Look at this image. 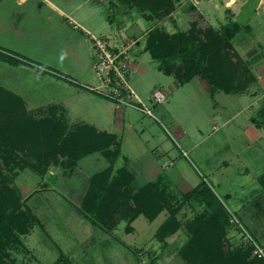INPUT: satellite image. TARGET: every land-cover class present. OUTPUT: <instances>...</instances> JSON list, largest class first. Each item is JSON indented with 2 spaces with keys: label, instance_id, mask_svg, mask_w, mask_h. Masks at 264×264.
Returning a JSON list of instances; mask_svg holds the SVG:
<instances>
[{
  "label": "rangeland",
  "instance_id": "rangeland-1",
  "mask_svg": "<svg viewBox=\"0 0 264 264\" xmlns=\"http://www.w3.org/2000/svg\"><path fill=\"white\" fill-rule=\"evenodd\" d=\"M100 1H103L100 5L103 19L92 26L100 28L101 25L103 29L94 33L112 38L117 33V21L109 18L111 22L105 17L108 3L106 0ZM114 1V5H120L117 9L110 5L108 16L115 18L117 14L123 20V26L133 27L137 25V20L142 22L144 26L136 35L143 33L149 24L162 27L157 19L162 21L163 16H151L153 22L150 23L146 21L147 11L128 7L119 0ZM8 2L3 0L0 4L1 22L14 14L13 5ZM23 7L27 11L30 9L28 4ZM191 19L199 20L193 10L183 11L178 18L177 30L186 29ZM34 25L41 24H27L32 35H35L33 31L38 32ZM70 27L72 30L75 28ZM165 27L168 31L173 30L170 22L165 23ZM19 31L17 27L14 33ZM5 33L4 25L0 28V36H5ZM55 39L50 42L54 44ZM142 45L143 38L135 42L130 50L128 82L150 108L152 115L127 105L115 106L111 101L85 91L86 94L75 98L74 105L78 110L67 115L69 126L61 119L52 121L58 128L55 132L53 128H48L53 133L50 147L54 143L58 146L61 137L76 129L72 123L90 122L95 118L103 120V127L119 136L121 153L119 149L114 167L129 162L128 157L144 163L153 157L152 152L156 155L166 152L168 157L162 160L166 173H159H165L169 178L172 205L175 204L174 199L180 201L181 195L187 192L188 184L194 186L199 182H208L228 213L226 238L230 247H234L239 232L231 224V213L227 208L234 209L232 205L239 185L247 190L257 187V183L264 180L254 177L257 169H263L264 151L262 139L254 140L247 126L250 123L247 120L250 108H241L244 104L241 95L217 89L214 96H210L197 77L179 84L157 68V60L151 58ZM93 74L92 69L88 68L85 73L87 79L75 77L82 84L95 83ZM154 90L164 93L165 98L161 102L151 101ZM13 100L9 94L0 92V148L28 154L16 160L14 157L9 166L14 174L13 181L21 192V208L35 216L36 220L25 234L18 235L19 242H7L6 264H187L181 256V246L189 235L192 218L203 211L204 205L197 198L192 197L183 203L175 213L178 229L162 239L156 236L155 231L167 219V208L152 220L138 215L130 222V232H126L127 223L123 218L110 233L103 232L89 224L75 207L79 204V195L88 185L87 178L104 170L108 165L107 160L98 151L78 157L74 165L73 162L67 165L66 154L59 150L51 151L49 157L45 158L42 155L46 147L44 138L39 131L33 133L37 135L36 139L21 129L28 119L22 117L19 108L15 111ZM28 114L33 119H40L36 112ZM59 125L62 126L61 130ZM57 133L62 136H57ZM11 141L17 143L16 149H13ZM30 151L38 155L32 156ZM168 159L171 163L165 166ZM243 166L248 168L247 172H242ZM156 177L145 181H153ZM216 181L219 183L216 184ZM257 202L255 209L260 213V199ZM257 218L262 220L259 216Z\"/></svg>",
  "mask_w": 264,
  "mask_h": 264
},
{
  "label": "trees",
  "instance_id": "trees-1",
  "mask_svg": "<svg viewBox=\"0 0 264 264\" xmlns=\"http://www.w3.org/2000/svg\"><path fill=\"white\" fill-rule=\"evenodd\" d=\"M114 0H110L113 3ZM127 6L147 11L146 17L164 16L174 8L178 0H119ZM238 24L229 22L219 30L212 26L200 27L192 20L186 30L168 32L163 27L149 29L145 35L143 50L157 60V68L172 76L179 84L197 77L203 87L212 96L216 89L236 92L249 81L246 63L234 49L231 37L238 30ZM0 57H4L0 54ZM0 92L5 93L0 88ZM7 93V92H6ZM15 111L21 112L28 122L21 129L28 136L37 139V131L44 138L46 147L42 155L49 157L51 151H61L67 156V165L78 157L98 151L108 162L107 167L86 180L88 184L79 195L77 212L92 226L110 233L119 219L126 221L125 230L130 232V222L138 215L154 219L167 208L168 217L156 228L159 239L174 233L178 229L175 213L184 202L192 197L204 205L203 211L195 215L189 226L187 240L181 246V256L187 264H261L260 260L250 256V247L237 244L230 247L226 238L228 213L205 182H199L181 195L180 201L172 205L173 197L169 188V178L159 173L153 181H143L138 165L127 162L114 167L119 154V141L111 133L96 131L88 125H80L74 131L61 137L56 144H50L53 132L58 128L52 119H33L25 112L21 101H14ZM256 127H264V100L260 109L250 117ZM21 125V124H20ZM60 130L62 126H60ZM57 136L62 134L57 133ZM71 144V146L69 145ZM13 149L17 143L11 141ZM47 147L49 149H47ZM20 151V149H19ZM18 151V152H19ZM13 153V154H11ZM20 153V154H19ZM8 152L0 148V264H6L8 241L19 242L18 235L25 234L36 217L24 211L21 192L13 181L10 160L26 156V152ZM38 155L36 152H29ZM18 154V155H17ZM29 154V155H30ZM69 159V160H68ZM9 243V242H8ZM133 253V250H131Z\"/></svg>",
  "mask_w": 264,
  "mask_h": 264
},
{
  "label": "crops",
  "instance_id": "crops-1",
  "mask_svg": "<svg viewBox=\"0 0 264 264\" xmlns=\"http://www.w3.org/2000/svg\"><path fill=\"white\" fill-rule=\"evenodd\" d=\"M2 1L0 0V4ZM8 1L10 5H13L14 14L3 18L2 22L0 20V28L5 25L6 29L5 36H0V54L4 56L0 57V88L9 94L14 99L13 101L18 98L27 114L36 112L40 118L61 119L67 126H69L67 115L78 110L74 105V102L76 103L75 98L81 94H86L85 91H90L111 101L89 89L91 84L95 85L97 82L94 74L95 83L82 84L75 77L78 76L85 80L87 79L86 70L92 69L94 49L89 34L108 38L94 33V31L103 29L101 25L100 28L92 26L96 22H102L100 5L103 1ZM106 1L108 6L106 7L107 11H104L105 17L108 20L117 21V33L112 38H108L110 43L121 45L132 40L135 43L143 38V49L144 35L155 25L149 24L143 33L136 35L140 32L139 29L144 26L142 22L135 19L137 23L133 26L135 29L131 26H123V20L119 19L117 14H115V18L108 16L109 6L112 5L113 8L117 9L120 4H116V6L110 0ZM114 2L116 3V1ZM24 4L30 5L28 11L24 9ZM84 8L85 10H83ZM187 9L195 12L197 19H199L196 20L197 25L200 27H204L201 25L205 24V26L209 25L219 30L229 22L238 24V30L231 37V42L239 57L246 63L250 79L243 89L231 93L241 95L244 98V104L241 108H250V112L247 114V120L250 122V117L260 109L261 101L264 100V0H178L175 1L173 10L163 16L164 20L157 19V23L168 31L165 23L170 22L173 30L168 32H174L177 30L178 18ZM144 20L146 19L144 18ZM192 20L195 19H191L189 24ZM146 21L153 22L150 18H147ZM32 23L41 24L34 25L38 31H33L35 35H32L31 28L27 27V24ZM70 25L75 27L74 30ZM17 27L20 31L15 34L14 30ZM27 31L30 33L26 34ZM55 37L53 44L50 41ZM214 94L215 91L212 96ZM102 122L104 121L101 119L92 118L90 122L72 123V126L75 125L77 128L85 124L93 127L96 131L111 133L118 140V134L111 129L104 128ZM247 126L250 127L254 140L262 139L263 148H261L264 151V127H256L251 122ZM119 149L121 153V143ZM152 155L153 157H149V160L144 163L128 157L130 162L138 165L143 181L157 176L161 171L165 172L162 160L165 156L168 157L167 153L163 152L156 155L152 152ZM168 160V163L165 161V166L171 163L170 159ZM262 168V170L257 169L254 175L257 179H264V165ZM241 169L244 170L242 172L248 170L246 166L241 167ZM215 183L218 184L219 181ZM206 184L218 197L213 187L208 182ZM257 185V187H251L247 190L239 185V190L235 192L236 199L232 205L234 209L226 208L228 212L236 216L252 238L264 247V204H262L264 202V180L258 182ZM187 186L185 191H189L195 185L190 186L188 184ZM258 199L261 202L258 205L261 208L260 213L255 209ZM258 216L262 220L259 221ZM234 241H237L236 237Z\"/></svg>",
  "mask_w": 264,
  "mask_h": 264
},
{
  "label": "built area",
  "instance_id": "built-area-1",
  "mask_svg": "<svg viewBox=\"0 0 264 264\" xmlns=\"http://www.w3.org/2000/svg\"><path fill=\"white\" fill-rule=\"evenodd\" d=\"M89 39L94 49L91 65L97 81L89 89L107 97L116 106L127 105L152 115L150 108L142 102L128 82L130 50L134 41L116 45L111 44L108 38L92 34H89ZM163 98L164 93L160 90H155L150 96L152 102H161ZM230 222L238 229L237 243L249 246L250 256L264 264V247L252 238L235 215L231 214Z\"/></svg>",
  "mask_w": 264,
  "mask_h": 264
}]
</instances>
